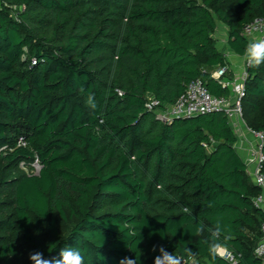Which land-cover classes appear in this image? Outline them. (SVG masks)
<instances>
[{
	"label": "trees",
	"instance_id": "obj_1",
	"mask_svg": "<svg viewBox=\"0 0 264 264\" xmlns=\"http://www.w3.org/2000/svg\"><path fill=\"white\" fill-rule=\"evenodd\" d=\"M258 18L264 0H0V150L12 149L0 163L41 166L39 175H4L14 221L1 224L48 258L72 246L85 264H154L163 246L196 264H229L209 256L207 230L195 234L201 222L222 218L226 250L239 264H260V190L226 115L162 123L147 108L151 97L176 104L197 80L229 98L212 78L229 66L214 38L218 23L243 57L244 27ZM245 86L244 121L264 131V65L248 67ZM56 215L73 221L65 236ZM29 254L3 243L0 264H31Z\"/></svg>",
	"mask_w": 264,
	"mask_h": 264
},
{
	"label": "built area",
	"instance_id": "obj_2",
	"mask_svg": "<svg viewBox=\"0 0 264 264\" xmlns=\"http://www.w3.org/2000/svg\"><path fill=\"white\" fill-rule=\"evenodd\" d=\"M243 35L248 41L264 36V18L255 19L246 25ZM248 67L247 65L246 68L236 72L227 66L219 68L212 73V78L223 87L231 90L229 98H216L212 96L203 82L197 80L188 86L186 92L176 104L171 106L161 105L151 97L148 100L147 108L162 123H170L178 119L194 118L212 113H224L237 137V143L234 148L239 155L240 152L238 150L242 152V159L247 173L254 185L260 190V194L253 199V203L256 208L264 210V131L251 129L246 125L243 118L242 101L246 97L245 84ZM239 134H244L247 138L241 139V135ZM18 147H27V141L24 138H20ZM8 151H12V149L4 147L0 150V154ZM34 164L39 166L41 171L38 161ZM254 254L260 261V264H264V224L262 225V238ZM219 256L229 264H239V261L227 250H224V254H220ZM178 258L179 264L197 263L193 258Z\"/></svg>",
	"mask_w": 264,
	"mask_h": 264
},
{
	"label": "clouds",
	"instance_id": "obj_3",
	"mask_svg": "<svg viewBox=\"0 0 264 264\" xmlns=\"http://www.w3.org/2000/svg\"><path fill=\"white\" fill-rule=\"evenodd\" d=\"M243 58L251 68H260L261 65H264V36L250 40L246 44ZM80 91L83 93L85 90L81 87ZM85 105L91 110L97 108V100L94 94L87 95ZM209 207H211V204H209ZM184 212L191 214L188 208H185ZM206 230L209 235L205 242L208 246L209 256L214 260L222 251L226 250L229 237L225 236L224 241H221L220 237L228 231V226L223 224L222 218H217L214 226L211 227L205 226L202 222L198 224L195 228V234L197 236L204 235ZM153 250H156V246ZM159 251L161 255L154 258V264H179V258L173 256L172 253H168L163 246H160ZM186 252L191 254L192 250L188 248ZM29 260L31 264H85V258L81 250L72 246L62 248L58 258H48L40 251H33L29 254ZM120 264H136V259L124 257L120 260Z\"/></svg>",
	"mask_w": 264,
	"mask_h": 264
},
{
	"label": "rangeland",
	"instance_id": "obj_4",
	"mask_svg": "<svg viewBox=\"0 0 264 264\" xmlns=\"http://www.w3.org/2000/svg\"><path fill=\"white\" fill-rule=\"evenodd\" d=\"M197 1L200 2L202 0H197ZM227 6L229 8H232L233 4L229 2ZM214 36L217 41L218 48L225 54V51L228 49V40H229V34L227 28L219 22ZM240 63H241L240 68L244 69L247 67V63L245 60H241ZM245 123L247 125V122ZM239 135H241V139L247 138L244 136V134L243 135L239 134ZM238 151L240 152L242 158L243 157L242 152L240 150ZM24 165H25L24 163H21L16 168H7L4 163H0V245L9 241L16 242L20 247L23 258H25L30 253V247L23 241L21 233H19L15 229H11L8 225H3L1 223L2 222L11 223L14 221L12 193L8 185L2 184L4 175L5 174L7 175L8 172H11L12 170L14 171L16 176L22 174V172L28 176L39 175L40 173V167L36 166V164L34 165L31 164L29 166L27 165L24 166ZM56 220L60 235L65 236L66 234H68L73 224V221H71V219H69L68 217L61 218L59 215H56ZM34 225H35L34 233L38 236L44 237L46 235V227L39 225L36 222L34 223ZM222 254H224V251L221 252V255Z\"/></svg>",
	"mask_w": 264,
	"mask_h": 264
},
{
	"label": "crops",
	"instance_id": "obj_5",
	"mask_svg": "<svg viewBox=\"0 0 264 264\" xmlns=\"http://www.w3.org/2000/svg\"><path fill=\"white\" fill-rule=\"evenodd\" d=\"M214 38H215V36H214ZM225 54H226V56H227V60H228L229 67H230L232 70H234V71H236V72H239V71L242 69V68H240V67H241V63H240V61H241V60H244V58L235 55V54L229 49V47H228V49L225 51ZM216 70H217V69H216ZM216 70H214V72H215ZM214 72H213V73H214Z\"/></svg>",
	"mask_w": 264,
	"mask_h": 264
}]
</instances>
